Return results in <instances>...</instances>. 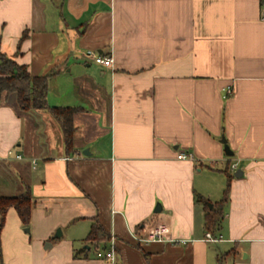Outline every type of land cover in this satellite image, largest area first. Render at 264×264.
Returning <instances> with one entry per match:
<instances>
[{"label":"crops","instance_id":"obj_1","mask_svg":"<svg viewBox=\"0 0 264 264\" xmlns=\"http://www.w3.org/2000/svg\"><path fill=\"white\" fill-rule=\"evenodd\" d=\"M261 9L0 0V54L48 76L50 107L79 109L68 152L50 112L0 101V196L29 187L35 201L29 226L8 212L0 264H264ZM96 222L110 237L98 250L86 241ZM160 226L167 237L152 240ZM104 248L114 262L97 257Z\"/></svg>","mask_w":264,"mask_h":264},{"label":"trees","instance_id":"obj_2","mask_svg":"<svg viewBox=\"0 0 264 264\" xmlns=\"http://www.w3.org/2000/svg\"><path fill=\"white\" fill-rule=\"evenodd\" d=\"M48 76L34 77L27 67L18 64L14 59L7 55L0 54V101L10 95H16L17 103L21 111L29 112L33 110H46L59 123L64 139V145L68 152L74 147V136L76 128L74 116L79 111L77 108L50 107L47 102ZM230 186L225 191L222 204L227 201ZM202 201V197H198ZM35 201L29 187L23 193L15 196H0V233L5 225L7 214L10 210H15L23 225L29 226ZM209 228L214 229L219 226L217 218H211L208 222ZM109 235L97 222L86 239L87 242L96 244L97 250L101 242H107ZM101 251H106L105 248ZM1 256V247H0Z\"/></svg>","mask_w":264,"mask_h":264},{"label":"built area","instance_id":"obj_3","mask_svg":"<svg viewBox=\"0 0 264 264\" xmlns=\"http://www.w3.org/2000/svg\"><path fill=\"white\" fill-rule=\"evenodd\" d=\"M261 2V5H262V9H261V20L264 21V0H259ZM87 58H92L94 60L95 63L103 66V67H106V68H110L112 67L113 65V58L112 57H105V56H102V55H99V54H93V53H88L87 54ZM233 93V88L232 87H228L226 90H225V95L224 97L227 98L229 97L231 94ZM12 154V153H10ZM18 159H22L21 156H16ZM177 158L179 160H195L196 157L195 155L193 154H188L186 152H180L177 156ZM33 164H36L35 161H33ZM169 231L167 228L163 227V226H160L158 229H156L153 233V235L150 237L152 240H156V239H163V238H166L167 235H168ZM207 238L210 240V241H216V239L210 234L208 233L207 234ZM97 257L102 259V260H105V261H108V262H114L115 260V253L113 250H106V251H98L97 252Z\"/></svg>","mask_w":264,"mask_h":264},{"label":"water","instance_id":"obj_4","mask_svg":"<svg viewBox=\"0 0 264 264\" xmlns=\"http://www.w3.org/2000/svg\"><path fill=\"white\" fill-rule=\"evenodd\" d=\"M224 144H225V148H226V152H227V154H228V155H232V153L230 152V149H229V147H228L226 141H224ZM84 154H85V155H90L89 150L84 151ZM28 231H29V229H28ZM59 233H60V234H59ZM60 235H61V231H58V233H57L56 236H60Z\"/></svg>","mask_w":264,"mask_h":264},{"label":"rangeland","instance_id":"obj_5","mask_svg":"<svg viewBox=\"0 0 264 264\" xmlns=\"http://www.w3.org/2000/svg\"><path fill=\"white\" fill-rule=\"evenodd\" d=\"M88 149V148H87ZM96 255V254H95Z\"/></svg>","mask_w":264,"mask_h":264}]
</instances>
